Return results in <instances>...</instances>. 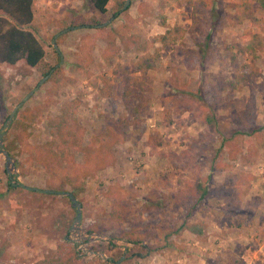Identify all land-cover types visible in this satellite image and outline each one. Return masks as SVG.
I'll return each instance as SVG.
<instances>
[{"label":"rangeland","instance_id":"1","mask_svg":"<svg viewBox=\"0 0 264 264\" xmlns=\"http://www.w3.org/2000/svg\"><path fill=\"white\" fill-rule=\"evenodd\" d=\"M125 1L110 0L107 14L100 15L88 0H34V24L40 26L45 60L52 64L51 41L68 12L101 24L118 14L104 30L80 27L65 33L58 45L61 72L40 86L43 78L24 62L0 64V131L16 166L15 173L7 174L0 154V264H35L56 257L58 247L71 253L73 244L84 250L79 249L77 264H115L121 258L119 264H264V32L240 22L236 7L251 0H209L210 7L195 22L192 9L175 0H129L121 11ZM252 9L264 19L255 3ZM161 17L169 27L194 29L201 38L210 33L214 55L188 70L183 47L162 50L157 68L143 79L142 114L127 122L113 69L122 65L133 72L130 64L141 55L133 42L164 34ZM252 34L263 42L257 58L241 52L252 43ZM252 70L255 75L244 86L218 91L210 112L174 100L177 89L181 94L195 90L199 81L218 88L233 75ZM37 86L18 110L25 113L23 125H16V114L5 124ZM67 102L76 107L84 129L82 146H89V153L78 149L60 170L49 173L37 162L36 151L53 139L50 121ZM7 182L22 190H8ZM54 185L62 193L76 192L78 233L72 230L76 211L66 196H43L22 187L50 190ZM199 185L208 192L202 200ZM116 207L121 228L111 216ZM183 222L199 234L173 232ZM94 226L99 231L89 233ZM131 228L144 234L142 245L158 247L166 233L170 245L146 254L120 238ZM66 233L71 242L64 240ZM102 247L110 249L107 255Z\"/></svg>","mask_w":264,"mask_h":264},{"label":"trees","instance_id":"2","mask_svg":"<svg viewBox=\"0 0 264 264\" xmlns=\"http://www.w3.org/2000/svg\"><path fill=\"white\" fill-rule=\"evenodd\" d=\"M110 0H88L91 7L96 10L100 15H106L108 12V4ZM180 6H188L192 9L193 20L196 21V17L201 15L211 5L209 0H175ZM256 4L258 10L264 14V0H251L241 1L236 4L239 9L237 13V19L240 22L249 21L250 23L260 27L264 32V19L258 18L252 9L253 4ZM34 0H0V64H6L8 66H16L19 62H24L25 65L34 70L40 78L47 76L50 71L52 76L61 72V67L55 68L59 63V54L52 49V54L55 57V63H50L45 60L46 49L42 42L38 38L40 32V26L34 24L33 15ZM118 13L112 15L116 16ZM70 18H72L70 20ZM160 25L166 29L165 33L157 37H151L147 42L142 43L138 40L133 42L135 49L141 55L133 60L130 64L133 72H130L128 67L122 65H116L113 69L114 75H116V88L119 99L122 103L124 111L127 113L128 118L125 120L130 122L131 119L137 120L142 114V109L145 104L146 83L144 77L151 70L157 68V63L160 58L162 50H169L171 46H181L180 54L183 58V64L188 70H192L197 64L203 62H209L214 55L215 48L211 43V34L205 33L201 38L196 30L186 31L180 25L169 27L166 23V19L161 17L159 21ZM101 23L95 19H78L74 13L68 12L65 24L60 27V31L64 29L73 28H96L98 30H104V28H98ZM70 30L68 32H70ZM67 34V33H66ZM63 34L56 39V44L59 45L67 36ZM252 43L245 47L241 52H247L253 58H257L258 49L263 47L262 38L258 34L251 35ZM159 44V47H154ZM51 48V46H49ZM153 48L152 52L149 51ZM139 74L140 77L133 75ZM255 72L252 70L247 73H237L233 75L230 80H226L224 84L216 86L205 85L202 81L198 82L197 88L194 90L183 91L184 93H178L175 90L174 100H185L189 105H198L210 112L211 108L215 105V97L218 91L224 90L229 87L231 90H236L239 87L244 86L254 76ZM171 90L170 92H172ZM253 102V101H252ZM177 106L180 103L176 102ZM166 108L170 105V102L165 103ZM251 105V104H250ZM74 103L67 102L60 109L59 115L50 121L52 140L44 143L37 148V162L44 167L49 173H55L60 170L65 162L66 158L73 155V152L83 148V150L89 153V146H82L83 144V132L84 129L81 126L80 121L76 117ZM23 112L17 111L15 120L16 125H23L24 122ZM165 115L168 117L167 112ZM243 115L251 120V114L248 111H244ZM207 124L212 123L208 117L205 118ZM112 122V121H111ZM136 124V121H134ZM137 126V125H136ZM241 135L240 132H235V136ZM9 154L11 149L6 148ZM14 155V154H12ZM14 185L7 182L8 190L19 189L13 187ZM59 186L50 187L51 191H58L62 193V189ZM197 190V189H196ZM199 197L198 200H202L208 197V192L205 187L199 185L198 188ZM38 192V191H34ZM42 193V192H41ZM76 199L77 194L74 191L70 192ZM37 194V193H36ZM43 196H52L51 194L43 193ZM112 217L115 215L117 222L116 227L121 228L122 219L120 217V210L116 207V210L112 211ZM187 229L192 233L199 234L196 227L183 222L180 227L173 231ZM99 229L94 226L89 229V233L97 232ZM121 239L132 245L133 248H141L145 250L146 254L154 253L158 250H162L169 247L168 240L170 234L166 233L162 240L158 241V247L153 245H142L144 242V234L138 232L135 228H131L128 232H122ZM66 242H71L69 234L64 236ZM74 251L65 252L62 247L57 248V256L54 258H48L43 261L36 262L35 264H77L79 259L78 252L76 251L77 245L73 244ZM102 252L107 255L109 252L108 247H102ZM138 256L141 257L139 254ZM234 264H243L240 261H235Z\"/></svg>","mask_w":264,"mask_h":264},{"label":"water","instance_id":"3","mask_svg":"<svg viewBox=\"0 0 264 264\" xmlns=\"http://www.w3.org/2000/svg\"><path fill=\"white\" fill-rule=\"evenodd\" d=\"M129 3L130 1L129 0H126L123 7H122V10L121 11H124L127 9V7L129 6ZM113 19V18H112ZM110 19V20H112ZM107 21L99 26H97L98 28H102V27H105L108 25V23L110 22ZM70 29H64L62 31H60L59 33H57L53 38H52V41H51V45L52 47L54 48V50L59 54V57H60V61H59V64L55 66V68H57L61 63H62V54L60 53L59 49H58V45L56 44V39L67 33ZM54 70V69H53ZM50 71V73L45 76L38 84V86L42 85L51 75V73L53 72ZM38 86L35 87L32 91H30L22 100V102H20L15 108L14 110L12 111V113L10 114V116L8 117L7 121L5 124H7L8 122L11 121V119L15 116L16 112L24 105V103L32 96V94L38 89ZM0 154L4 157V160H5V166H6V172L7 174L11 175L13 173H15V169H16V166H15V160L8 154V152L3 148V143H2V133L0 131ZM15 185V184H13ZM23 188H25L26 190L28 191H38V192H42V193H45V194H57V195H62V196H66L70 203H71V206L75 209L76 211V216H75V221H74V224L72 226V230L74 232H79L80 231V222H81V207H80V203L77 201V199L70 193H57V192H54V191H50V190H38L36 188H30V187H24L22 186ZM75 233V234H77ZM76 241V240H74ZM123 260V258H121L119 261H117L115 264H119L121 261Z\"/></svg>","mask_w":264,"mask_h":264},{"label":"built area","instance_id":"4","mask_svg":"<svg viewBox=\"0 0 264 264\" xmlns=\"http://www.w3.org/2000/svg\"><path fill=\"white\" fill-rule=\"evenodd\" d=\"M79 249H82L83 250V248L81 247V246H79V244H77V249H76V251L78 252V256H79V258L81 257V250H79ZM84 251V250H83Z\"/></svg>","mask_w":264,"mask_h":264},{"label":"crops","instance_id":"5","mask_svg":"<svg viewBox=\"0 0 264 264\" xmlns=\"http://www.w3.org/2000/svg\"><path fill=\"white\" fill-rule=\"evenodd\" d=\"M113 18V17H112Z\"/></svg>","mask_w":264,"mask_h":264}]
</instances>
